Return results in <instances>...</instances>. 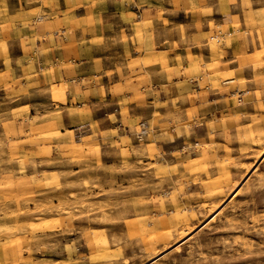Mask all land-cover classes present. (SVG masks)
<instances>
[{
    "label": "rangeland",
    "instance_id": "rangeland-1",
    "mask_svg": "<svg viewBox=\"0 0 264 264\" xmlns=\"http://www.w3.org/2000/svg\"><path fill=\"white\" fill-rule=\"evenodd\" d=\"M0 264H264V0H0Z\"/></svg>",
    "mask_w": 264,
    "mask_h": 264
},
{
    "label": "crops",
    "instance_id": "crops-1",
    "mask_svg": "<svg viewBox=\"0 0 264 264\" xmlns=\"http://www.w3.org/2000/svg\"><path fill=\"white\" fill-rule=\"evenodd\" d=\"M111 7H112V5H111L110 2L108 4H106L107 11H110ZM105 12L106 11L104 10L101 13H105ZM87 17H88V20H89V18H90V14L89 13H88ZM72 33H73V37L76 39V41L80 42L81 39H82V37H80V33H82V28H80V29L76 28V29L72 30ZM96 34H98V33H96ZM91 39H92V37H91ZM78 52H80V54H81V59L83 58L84 60H87V56H93L94 59L96 58L95 57L96 54H95L94 48L92 46H90L88 48H85L82 45L78 46ZM86 62L87 61H78L77 62L78 68H79L80 71H82L84 69V67L87 65ZM94 65H96V63L94 64V62H93L89 66L87 65L86 67H88V68H86V69H91V68L94 67Z\"/></svg>",
    "mask_w": 264,
    "mask_h": 264
},
{
    "label": "built area",
    "instance_id": "built-area-1",
    "mask_svg": "<svg viewBox=\"0 0 264 264\" xmlns=\"http://www.w3.org/2000/svg\"><path fill=\"white\" fill-rule=\"evenodd\" d=\"M240 102L242 101V98L243 97H241V94H240ZM148 124L147 123H145V122H142L141 123V131H140V133H139V135H140V137L141 136H144V135H146L147 133H148Z\"/></svg>",
    "mask_w": 264,
    "mask_h": 264
}]
</instances>
